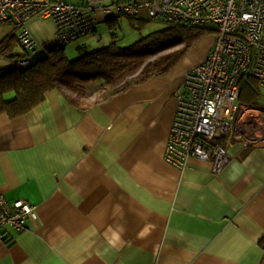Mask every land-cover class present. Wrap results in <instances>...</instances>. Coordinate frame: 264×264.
<instances>
[{
  "label": "crops",
  "instance_id": "0c3cea01",
  "mask_svg": "<svg viewBox=\"0 0 264 264\" xmlns=\"http://www.w3.org/2000/svg\"><path fill=\"white\" fill-rule=\"evenodd\" d=\"M29 26L52 40L39 18ZM212 46L84 110L54 89L21 116L0 113V194L36 213L6 228L0 264H264V132L242 121L264 110L234 123L219 170L164 159L185 75ZM18 63L0 55V69Z\"/></svg>",
  "mask_w": 264,
  "mask_h": 264
},
{
  "label": "built area",
  "instance_id": "2783aa9c",
  "mask_svg": "<svg viewBox=\"0 0 264 264\" xmlns=\"http://www.w3.org/2000/svg\"><path fill=\"white\" fill-rule=\"evenodd\" d=\"M98 13L213 27L207 58L185 75L164 159L183 168L194 156L211 160L213 170H219L229 155L218 140L231 133L248 107L239 102L241 79L250 74L264 88V0H0V22L12 23L26 52L22 67L46 55L51 43H69L92 32ZM34 18L52 20L56 39L38 40L29 26ZM34 208L25 196L9 201L0 194V242L8 239L6 228L24 230L27 219L36 216Z\"/></svg>",
  "mask_w": 264,
  "mask_h": 264
},
{
  "label": "trees",
  "instance_id": "16d2710c",
  "mask_svg": "<svg viewBox=\"0 0 264 264\" xmlns=\"http://www.w3.org/2000/svg\"><path fill=\"white\" fill-rule=\"evenodd\" d=\"M124 15H104L110 32L106 44L97 45L96 42L92 44L84 40L76 45L79 54L69 57L66 50L68 43H51L47 54L29 66L22 67L18 63L14 69H0V113H6L12 118L21 116L42 102L47 93L54 89H59L73 107L84 110L151 75L170 71L207 32L214 31L211 26L197 27L145 15H128L139 21L136 27L140 34L131 43L121 44L120 20ZM153 20L161 21L164 25L143 34L144 26ZM96 25L92 32L82 38L95 35ZM15 42L17 40L13 31L3 37L0 40V55L24 58L25 54L13 52ZM96 80H103L104 85L99 89L98 97L88 101L82 86ZM263 94L256 77L249 74L241 79V104L264 110ZM218 142L223 145V138Z\"/></svg>",
  "mask_w": 264,
  "mask_h": 264
},
{
  "label": "rangeland",
  "instance_id": "374dc122",
  "mask_svg": "<svg viewBox=\"0 0 264 264\" xmlns=\"http://www.w3.org/2000/svg\"><path fill=\"white\" fill-rule=\"evenodd\" d=\"M78 2L82 0H76ZM40 22L44 25L45 28H49L52 30L53 37L52 40L56 39L57 37V28L52 20L49 19H44V18H39ZM139 21L136 20L135 18H131L128 15H124L121 17L120 24H121V32L119 31V35L121 34V44H128L131 43L135 38L139 36V29L136 27V24ZM164 24L161 21L153 20L149 21L145 26L144 29L142 30L143 34H147L153 30H156L160 27H162ZM12 23L11 22H0V40L9 35L13 30H12ZM109 30L106 27V24H99L97 28V33L95 35H88L86 38H81L78 39L74 42H70L66 45V50L67 54L69 57H76L79 52L76 49V45L82 43L84 40H89V43L94 44L96 42L97 45H102L106 44L109 39ZM123 34V36H122ZM215 32H207L206 35H204L201 40L191 49V52H198L199 48H204L206 46H209V48L213 45V42L215 40ZM47 42V41H46ZM91 44V45H92ZM84 48V47H83ZM15 53L22 55L25 54V49L17 42H15V46L13 49ZM188 55V54H187ZM18 57L16 58H11L15 62H19L20 60L23 59V57ZM104 85L103 80H96L95 82H92L90 84H87L85 86H82L84 89V92H86V97L88 101H94L98 95H99V89ZM262 91L264 93V88H262ZM248 108V107H246ZM248 113V112H247ZM263 118L262 116L258 119L254 116V114H250L247 116L242 117L243 123L245 121L247 122H252L254 124V128L252 132L248 133H255L256 135H261V132H264V120L261 119ZM241 119V118H240ZM261 119V120H260ZM240 121V120H239ZM256 127H259V129L255 130ZM260 130V131H258ZM254 131V132H253Z\"/></svg>",
  "mask_w": 264,
  "mask_h": 264
}]
</instances>
